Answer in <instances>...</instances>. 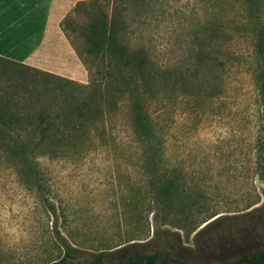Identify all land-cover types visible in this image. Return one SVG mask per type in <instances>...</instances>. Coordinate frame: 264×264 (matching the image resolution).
I'll return each mask as SVG.
<instances>
[{
    "label": "rangeland",
    "instance_id": "obj_1",
    "mask_svg": "<svg viewBox=\"0 0 264 264\" xmlns=\"http://www.w3.org/2000/svg\"><path fill=\"white\" fill-rule=\"evenodd\" d=\"M122 1L129 7L122 31L131 46L143 45L156 67L181 70L184 81L198 76L201 85L169 88L151 106L165 137L167 159L159 170L179 169L188 193L174 201L182 200L186 214L160 203L156 174L133 156L123 105L106 122L105 144L79 159H42L40 184L10 163L0 165V264L59 260V237L91 252L153 240L176 245L190 264L264 249V52L257 56L252 31L264 49V0H142L135 8L133 0ZM108 4H93L63 25L90 60L86 49L106 45ZM80 60L83 70L73 79L86 84ZM58 85L54 76L0 59V107L9 115L37 111L27 90L37 95L42 86ZM251 210L258 216L255 240L229 236L216 245L202 231L207 215Z\"/></svg>",
    "mask_w": 264,
    "mask_h": 264
},
{
    "label": "trees",
    "instance_id": "obj_2",
    "mask_svg": "<svg viewBox=\"0 0 264 264\" xmlns=\"http://www.w3.org/2000/svg\"><path fill=\"white\" fill-rule=\"evenodd\" d=\"M101 1L112 3L109 16L106 14L102 17V24L107 29L105 47L86 49L91 60L75 49L86 65L88 83H78L20 64L60 79V85L55 88L42 86L37 95L27 90L29 93L26 96L31 107L37 109L35 113L9 115L3 111L5 106L0 107V165L10 163L20 175L26 176L30 182L40 184L41 176L36 165L42 159H79L105 144L107 120L125 105L134 136V158L153 169L151 171L159 181L157 197L165 209H177L184 213L186 206L182 200H178L179 203L174 201L176 197L188 193L187 185L179 180V169L159 170L163 169L167 159L165 137L151 106L169 88L175 91L187 86L188 82L193 84L195 91L200 89V83L196 82L198 76L196 81H184L181 70L156 67L143 45L131 46L122 31L126 24L124 12L129 9L123 6L122 0L78 2L62 21V26L77 20L81 11L89 10L93 4ZM133 1L135 8L142 0ZM254 29L253 26V36L257 40L255 51L260 56V51L264 52V49L260 47L261 39L255 35L257 31ZM64 30L68 36L67 30ZM68 83L72 85L63 86ZM261 87L264 89V83ZM180 204L184 205L181 211ZM257 217L256 210L238 215L210 214L201 220V224L206 223L202 231L208 230L210 242L216 245L222 242V237L229 236L236 241L244 238L252 241L257 236ZM59 238L61 241L58 247L63 256L46 264H190V255L184 254L176 245L167 246L166 243L156 246L153 240L91 252L73 247L62 237ZM214 264H264V249L239 254L234 259Z\"/></svg>",
    "mask_w": 264,
    "mask_h": 264
},
{
    "label": "crops",
    "instance_id": "obj_3",
    "mask_svg": "<svg viewBox=\"0 0 264 264\" xmlns=\"http://www.w3.org/2000/svg\"><path fill=\"white\" fill-rule=\"evenodd\" d=\"M81 1L0 0V58L76 78L83 63L62 21Z\"/></svg>",
    "mask_w": 264,
    "mask_h": 264
}]
</instances>
